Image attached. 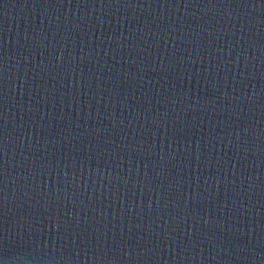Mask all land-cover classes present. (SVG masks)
<instances>
[{
  "label": "water",
  "instance_id": "1",
  "mask_svg": "<svg viewBox=\"0 0 264 264\" xmlns=\"http://www.w3.org/2000/svg\"><path fill=\"white\" fill-rule=\"evenodd\" d=\"M0 264H264V0H0Z\"/></svg>",
  "mask_w": 264,
  "mask_h": 264
}]
</instances>
